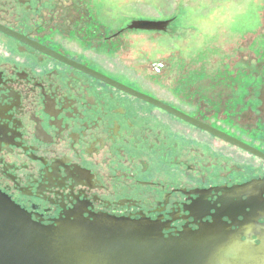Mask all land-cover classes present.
I'll return each mask as SVG.
<instances>
[{"label": "flooded vegetation", "instance_id": "1", "mask_svg": "<svg viewBox=\"0 0 264 264\" xmlns=\"http://www.w3.org/2000/svg\"><path fill=\"white\" fill-rule=\"evenodd\" d=\"M129 23L105 21L95 0H0V189L44 224L105 213L150 218L169 235L232 216L259 242L257 226L240 224L264 223V206L234 190L264 179V159L105 77L264 153V54L250 73L256 84L246 85L240 61L239 83L220 86L232 120L221 125L215 86L188 84L190 72L169 87L176 103L119 75Z\"/></svg>", "mask_w": 264, "mask_h": 264}, {"label": "water", "instance_id": "2", "mask_svg": "<svg viewBox=\"0 0 264 264\" xmlns=\"http://www.w3.org/2000/svg\"><path fill=\"white\" fill-rule=\"evenodd\" d=\"M173 21L135 19L127 28L166 31ZM105 79L264 159V153L249 144L158 99ZM234 191L247 195L251 207L264 206V179L253 180ZM230 219L232 223L217 215L211 222L198 223L197 229L185 227L169 235L150 218L105 213L44 224L34 220L0 189V264H264V223L259 217H246L240 224L258 227L256 242L249 236L243 238L241 230L233 228L238 225L235 218Z\"/></svg>", "mask_w": 264, "mask_h": 264}, {"label": "rangeland", "instance_id": "3", "mask_svg": "<svg viewBox=\"0 0 264 264\" xmlns=\"http://www.w3.org/2000/svg\"><path fill=\"white\" fill-rule=\"evenodd\" d=\"M95 1L102 7L104 20L114 25L122 26L135 19H174L166 31L126 32L124 38L129 40L130 46L114 59L119 75L135 80L164 99L177 102L169 87L181 70L184 75L190 72L192 75L185 77L188 84L193 81V84L199 82L200 86H215L219 103L216 107L221 113L213 119L224 125L231 119L226 117L225 100L219 98L224 90L220 86H226L228 74L229 77L234 75L236 82L240 81L236 72L240 71L238 64L242 61L247 63L244 70H248L244 82L248 86L256 84L250 73H255L256 59L264 54V48H257L258 43H261L259 46L264 43V0ZM159 63L166 64L167 69L160 67L162 74L156 76L159 72L155 64ZM182 106L193 110L186 104ZM260 112L263 115V111ZM213 146L218 151H225V145L220 141L216 140ZM243 159L249 157L245 155Z\"/></svg>", "mask_w": 264, "mask_h": 264}, {"label": "trees", "instance_id": "4", "mask_svg": "<svg viewBox=\"0 0 264 264\" xmlns=\"http://www.w3.org/2000/svg\"><path fill=\"white\" fill-rule=\"evenodd\" d=\"M222 67H223V66H222ZM206 69H207V68H206ZM220 70H221V69H220ZM220 70H219V73L221 74L222 72H221ZM200 72H201V71H200ZM202 72H204V73H205V72H206V70H205V71H202ZM204 75H205V74H204ZM222 75H223V74H222ZM219 77H220V76H219ZM222 78H224V79H225V77H222ZM228 78H229V80H227V79H226V80H227V84H230V83H232V82H234V83H235V81H236V80H235V76H234V77H233V76H232V77H229V76H228ZM227 84H226V85H227Z\"/></svg>", "mask_w": 264, "mask_h": 264}]
</instances>
